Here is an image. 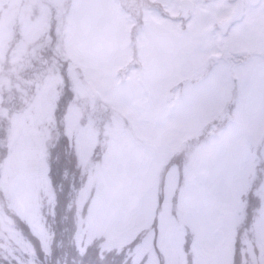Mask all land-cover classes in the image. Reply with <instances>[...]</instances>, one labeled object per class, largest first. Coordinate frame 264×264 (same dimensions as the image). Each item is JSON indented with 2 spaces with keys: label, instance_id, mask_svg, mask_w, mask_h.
Returning a JSON list of instances; mask_svg holds the SVG:
<instances>
[{
  "label": "rangeland",
  "instance_id": "rangeland-1",
  "mask_svg": "<svg viewBox=\"0 0 264 264\" xmlns=\"http://www.w3.org/2000/svg\"><path fill=\"white\" fill-rule=\"evenodd\" d=\"M135 1L0 0V251L27 247L14 214L49 245L69 178L81 247L264 264L262 75L247 106L220 109L219 88L184 84L167 18L143 24L148 0Z\"/></svg>",
  "mask_w": 264,
  "mask_h": 264
},
{
  "label": "flooded vegetation",
  "instance_id": "flooded-vegetation-1",
  "mask_svg": "<svg viewBox=\"0 0 264 264\" xmlns=\"http://www.w3.org/2000/svg\"><path fill=\"white\" fill-rule=\"evenodd\" d=\"M153 1L148 0L143 24L146 19L155 22L158 12L170 22L169 35L185 47L184 84H199L204 97L219 88L220 109H232L233 101L237 110L247 106L250 98L239 102L244 93L254 94L256 75H262L264 84V0ZM141 4L136 0L134 5ZM128 10L136 15L133 8Z\"/></svg>",
  "mask_w": 264,
  "mask_h": 264
},
{
  "label": "trees",
  "instance_id": "trees-1",
  "mask_svg": "<svg viewBox=\"0 0 264 264\" xmlns=\"http://www.w3.org/2000/svg\"><path fill=\"white\" fill-rule=\"evenodd\" d=\"M57 178L58 176L55 177V182ZM71 183L69 178L62 180V190L67 196L62 194L58 197L56 193L54 194L57 201L54 204L56 207L49 245L47 246L36 233L32 232L24 220L16 214L11 215L13 225L19 228L22 238L28 237L29 240L25 239L26 248L17 249L18 251L15 250L14 253L0 251V264H132L126 247L107 248L101 245V240L100 244L96 241L84 247L76 242L73 226L70 224L69 217H66L67 212L65 211L71 195H76L75 190L71 189ZM6 208L11 209L9 205H6ZM63 214L65 219L61 222L60 217ZM239 239L240 237L237 236L235 241L238 242Z\"/></svg>",
  "mask_w": 264,
  "mask_h": 264
},
{
  "label": "water",
  "instance_id": "water-1",
  "mask_svg": "<svg viewBox=\"0 0 264 264\" xmlns=\"http://www.w3.org/2000/svg\"><path fill=\"white\" fill-rule=\"evenodd\" d=\"M6 108H3V110H5Z\"/></svg>",
  "mask_w": 264,
  "mask_h": 264
}]
</instances>
